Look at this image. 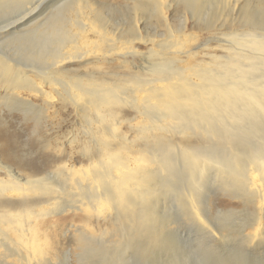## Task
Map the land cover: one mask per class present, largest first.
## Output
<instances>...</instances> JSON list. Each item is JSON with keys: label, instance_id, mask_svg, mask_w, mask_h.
I'll return each mask as SVG.
<instances>
[{"label": "bare ground", "instance_id": "obj_1", "mask_svg": "<svg viewBox=\"0 0 264 264\" xmlns=\"http://www.w3.org/2000/svg\"><path fill=\"white\" fill-rule=\"evenodd\" d=\"M117 1L132 13L116 32L106 17L117 8L105 0H0V101L35 124L58 102L84 135L61 145L80 144L78 167L60 147L48 156L42 137L38 161L26 159V144L0 135V264H67V243L77 264L104 262L117 247L112 236L124 233L133 235L126 247L147 252L171 224L157 211L158 195L169 193L186 203L185 218L221 242L202 211L209 182L250 211L232 229L240 246L264 247V0ZM204 1L230 10H204ZM170 15H180L179 26ZM189 16L208 30L235 26L219 43L222 54H206L211 65L196 59V48L174 49L190 36ZM160 30L168 40H155ZM141 44L150 49L140 52ZM124 105L139 125L118 118ZM125 123L133 138L116 132ZM96 212L98 230L108 223L110 233H96ZM58 213H78L82 224L64 229L52 219Z\"/></svg>", "mask_w": 264, "mask_h": 264}, {"label": "rangeland", "instance_id": "obj_2", "mask_svg": "<svg viewBox=\"0 0 264 264\" xmlns=\"http://www.w3.org/2000/svg\"><path fill=\"white\" fill-rule=\"evenodd\" d=\"M105 3L112 4L117 8L116 11H112L106 17L107 24L115 28L117 32L118 27L115 24L122 19V16H127L124 19H129V14L132 12L129 10V6L127 8L124 6L125 8H123L124 4L121 1L105 0ZM222 5H211L209 1H204L200 4L202 9L208 11H214V8L215 12H218L219 9L225 12L230 10L231 4L227 6ZM249 10L255 17H259L262 13L254 4L249 6ZM179 18L180 15L176 17L170 15V22L174 27L179 26ZM221 21L220 19L216 23L220 24ZM234 28L235 26H229V28L208 30L202 21L196 22L195 19L189 16L185 34H189L190 36L174 49L177 51L196 48L195 52L198 53L196 59L203 60L205 65H211L212 61L207 58L206 54H222L223 50L219 47V43L227 40L226 35ZM162 31L160 30L159 34L157 33L155 37L157 42L169 39L168 33ZM149 49L150 45H139V50L142 53H146ZM160 49L155 47L154 51H159ZM190 64L193 65L192 60ZM21 95L28 97L34 104L42 103L33 94ZM52 95L54 100L57 99L56 94ZM20 110L21 108L8 107L2 100L0 101V135L9 133L12 135L10 141H17L23 145L26 144L28 146V149H25L26 152H24L26 159H36L38 161L42 159L39 157L41 150L37 145L40 143L38 139L42 140L43 138V140L46 139L50 144V147H47L45 151L48 156L54 157L57 154L56 151L61 148L62 150H59L61 155L74 153V165L75 167L80 165V158L77 153V150L80 149L79 143L74 142L72 145L61 147L62 144L67 143V137L72 134L77 135L79 138L84 137L83 127L76 124V121H74L76 119L75 115L71 112L70 108L63 107L60 103L55 102L54 106L47 108L44 112L48 116L47 121H41L40 118L41 123L39 124H35L32 120V115L29 119L24 120L21 112H19ZM35 110L37 111V109ZM119 112V119H133L134 113L127 105H124ZM142 120L140 116L136 117L132 120L131 124L139 125ZM116 132L125 133L128 138H133L134 136L127 123L117 126ZM0 144H2V141H0ZM57 147L60 148L58 149ZM211 184L209 182L207 189L204 190L206 198L202 205V211L210 226L215 231H219L220 234L224 235L221 242L211 240L196 227L195 223L184 217L182 213L186 203H178L177 194L169 193V198L166 197L167 195L161 194L157 197V211L159 215L165 217L171 224L166 229H162L157 241L154 245H151L149 251L141 252L133 247H126L125 242L131 240L132 234H116L112 238L117 242V247L115 245L111 246L109 252L102 257L104 262L101 260V257L92 256L88 258L87 264H124L125 262L126 264H264V247L254 251L245 250L240 246L238 238L232 233L233 228L236 229L243 225L246 219L250 217L249 209H244L237 199L231 198L226 192L217 189L216 183ZM91 216L90 219L95 224L94 230L96 233H99L98 231L102 228H106L108 233H110L111 226L108 223L100 224L99 230L96 226V223L102 222L100 220L102 217L101 212L92 213ZM52 219H54L55 223L63 225L64 229L68 228L71 223L74 225L82 224L78 213L75 215L69 214V216L58 213ZM110 235L107 234L108 238ZM55 237L60 240L63 239L62 232H59ZM63 249L69 252L71 250L70 260L67 261V264H77L74 255H72L75 249L71 248L68 243L64 245Z\"/></svg>", "mask_w": 264, "mask_h": 264}]
</instances>
